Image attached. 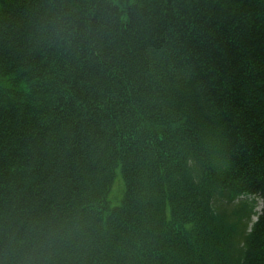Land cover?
I'll return each mask as SVG.
<instances>
[{
    "label": "trees",
    "instance_id": "obj_1",
    "mask_svg": "<svg viewBox=\"0 0 264 264\" xmlns=\"http://www.w3.org/2000/svg\"><path fill=\"white\" fill-rule=\"evenodd\" d=\"M0 264H264V0H0Z\"/></svg>",
    "mask_w": 264,
    "mask_h": 264
},
{
    "label": "rangeland",
    "instance_id": "obj_2",
    "mask_svg": "<svg viewBox=\"0 0 264 264\" xmlns=\"http://www.w3.org/2000/svg\"><path fill=\"white\" fill-rule=\"evenodd\" d=\"M125 184L122 178L120 170L115 178L114 184L112 186L111 193L109 194L108 201L111 206H118L121 203V200L124 196ZM262 209V203H259L257 211L260 212ZM253 220L256 221L257 218L253 217Z\"/></svg>",
    "mask_w": 264,
    "mask_h": 264
}]
</instances>
